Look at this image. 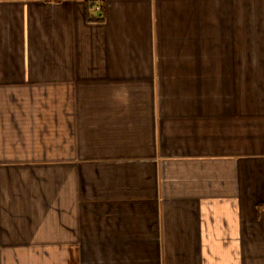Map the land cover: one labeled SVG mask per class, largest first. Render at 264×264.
Returning <instances> with one entry per match:
<instances>
[{
    "label": "crops",
    "instance_id": "0c3cea01",
    "mask_svg": "<svg viewBox=\"0 0 264 264\" xmlns=\"http://www.w3.org/2000/svg\"><path fill=\"white\" fill-rule=\"evenodd\" d=\"M0 264H264V0H0Z\"/></svg>",
    "mask_w": 264,
    "mask_h": 264
}]
</instances>
